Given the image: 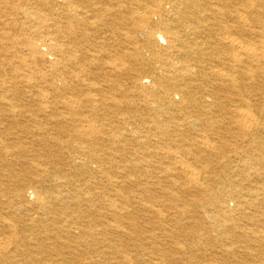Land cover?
Segmentation results:
<instances>
[{
	"label": "bare ground",
	"instance_id": "6f19581e",
	"mask_svg": "<svg viewBox=\"0 0 264 264\" xmlns=\"http://www.w3.org/2000/svg\"><path fill=\"white\" fill-rule=\"evenodd\" d=\"M0 264H264V0H0Z\"/></svg>",
	"mask_w": 264,
	"mask_h": 264
}]
</instances>
